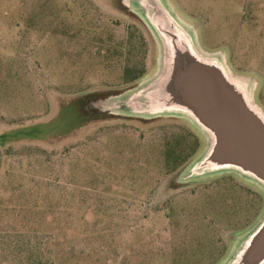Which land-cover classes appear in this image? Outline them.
I'll list each match as a JSON object with an SVG mask.
<instances>
[{"label":"rangeland","instance_id":"rangeland-1","mask_svg":"<svg viewBox=\"0 0 264 264\" xmlns=\"http://www.w3.org/2000/svg\"><path fill=\"white\" fill-rule=\"evenodd\" d=\"M171 1L264 108V0ZM154 67L122 0H0V264H218L256 222L236 176L177 183L204 145L188 123L78 113Z\"/></svg>","mask_w":264,"mask_h":264},{"label":"water","instance_id":"water-1","mask_svg":"<svg viewBox=\"0 0 264 264\" xmlns=\"http://www.w3.org/2000/svg\"><path fill=\"white\" fill-rule=\"evenodd\" d=\"M148 31L155 67L135 86L97 103L102 111L146 121L188 123L204 145L178 175L190 184L233 175L264 198V108L255 76L232 68L223 50H209L197 27L171 0H122ZM218 264H264V209L231 241Z\"/></svg>","mask_w":264,"mask_h":264},{"label":"trees","instance_id":"trees-1","mask_svg":"<svg viewBox=\"0 0 264 264\" xmlns=\"http://www.w3.org/2000/svg\"><path fill=\"white\" fill-rule=\"evenodd\" d=\"M130 72V71H129ZM128 72V73H129ZM131 73H132V71H131ZM140 74H138L136 77H134V79H132L131 81H130V83H132V82H135V81H137V80H139L140 78H142L143 77V75H142V73L141 72H139ZM97 103V102H96ZM93 104V105H91L89 102H87V101H82L80 104H79V106H78V113L79 114H82V115H84V116H86L85 117V119H87V120H89V118H91V114H95V113H102V114H104V112L100 109V107L99 106H97V104ZM91 110H93L94 112H92ZM13 134V133H12ZM12 134H9V136L7 135V134H5L4 136H2L3 138V140H7V139H9L11 136H13ZM8 137V138H7ZM29 138V137H28ZM197 139V138H196ZM17 249L19 250V252H20V248L19 247H17ZM20 256H21V254H20ZM43 257H44V255H43ZM39 258V256L35 259V260H37Z\"/></svg>","mask_w":264,"mask_h":264},{"label":"flooded vegetation","instance_id":"flooded-vegetation-1","mask_svg":"<svg viewBox=\"0 0 264 264\" xmlns=\"http://www.w3.org/2000/svg\"><path fill=\"white\" fill-rule=\"evenodd\" d=\"M263 105H264V102H263Z\"/></svg>","mask_w":264,"mask_h":264}]
</instances>
